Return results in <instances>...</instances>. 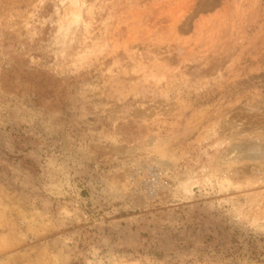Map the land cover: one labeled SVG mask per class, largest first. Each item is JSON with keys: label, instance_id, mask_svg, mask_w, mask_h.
<instances>
[{"label": "rangeland", "instance_id": "obj_1", "mask_svg": "<svg viewBox=\"0 0 264 264\" xmlns=\"http://www.w3.org/2000/svg\"><path fill=\"white\" fill-rule=\"evenodd\" d=\"M260 254L264 0H0V264Z\"/></svg>", "mask_w": 264, "mask_h": 264}, {"label": "trees", "instance_id": "obj_2", "mask_svg": "<svg viewBox=\"0 0 264 264\" xmlns=\"http://www.w3.org/2000/svg\"><path fill=\"white\" fill-rule=\"evenodd\" d=\"M258 261H260L264 264V254L259 255Z\"/></svg>", "mask_w": 264, "mask_h": 264}, {"label": "bare ground", "instance_id": "obj_3", "mask_svg": "<svg viewBox=\"0 0 264 264\" xmlns=\"http://www.w3.org/2000/svg\"><path fill=\"white\" fill-rule=\"evenodd\" d=\"M261 146V145H260ZM260 152V151H259ZM256 155V154H255ZM258 155V154H257ZM255 158H257V157H255Z\"/></svg>", "mask_w": 264, "mask_h": 264}]
</instances>
